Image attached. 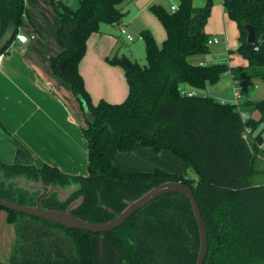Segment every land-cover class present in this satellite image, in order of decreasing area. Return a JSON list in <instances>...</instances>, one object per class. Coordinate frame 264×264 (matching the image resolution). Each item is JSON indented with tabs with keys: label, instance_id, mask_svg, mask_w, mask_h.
<instances>
[{
	"label": "trees",
	"instance_id": "16d2710c",
	"mask_svg": "<svg viewBox=\"0 0 264 264\" xmlns=\"http://www.w3.org/2000/svg\"><path fill=\"white\" fill-rule=\"evenodd\" d=\"M125 0H78L71 9L63 0H50L59 18L60 50L50 57L52 73L66 82L80 104L92 114L82 127L87 140V174L70 175L56 166L0 160V197L34 205L38 191H30L11 179H41L61 188L76 185L59 200L53 192L41 200L43 207L64 210L82 196L71 211L90 222H105L121 211L125 200H133L165 180L187 184L193 191L207 233V255L203 264H264V183H257L259 156L263 151L264 96L238 103L219 101L199 94L206 84L216 83L226 72L234 79L259 77L264 81V0H223V8L238 28V54L247 67H232L226 61L191 62L193 55L210 49L205 25L212 0L194 6L192 0H177L175 10L160 4L148 9L165 30L160 45L143 29L146 64L125 54L106 60L120 66L128 93L119 103L91 100L79 62L88 37L101 23L116 24L124 13ZM26 14L24 0H0V46L5 52ZM245 25L254 29L247 43ZM193 94L183 93L185 86ZM259 113L258 119L243 112ZM2 130V126L0 124ZM249 130V131H247ZM4 131V129L2 130ZM6 132V131H5ZM138 143L155 151L168 150L193 170L194 177L152 171H125L114 164L120 151ZM264 152V151H263ZM13 225L15 241L7 263L0 264H93L91 236L100 234L125 264H194L199 231L189 199L167 193L147 203L121 225L103 233L68 228L58 223L0 206Z\"/></svg>",
	"mask_w": 264,
	"mask_h": 264
},
{
	"label": "crops",
	"instance_id": "0c3cea01",
	"mask_svg": "<svg viewBox=\"0 0 264 264\" xmlns=\"http://www.w3.org/2000/svg\"><path fill=\"white\" fill-rule=\"evenodd\" d=\"M24 2L28 20H23L17 33L25 34L27 41L22 43L13 38L9 44L12 51L4 52L0 64V124L2 130L4 129L2 131L0 128V160L29 162L37 165L45 162L56 166L66 174L77 175L74 174V167L67 161L69 130L73 126L72 119L67 115H71L72 112L81 111L83 113V111L70 86L52 73L50 65V57L61 48L57 39L59 18L50 0H24ZM204 2L205 0H202L200 5L202 6ZM65 3L68 2L65 1ZM154 3L162 5L161 0H125L121 4L124 13L121 21L116 24L101 23L98 32L88 37L86 52L78 68L94 104L99 99L119 103L127 96L128 84L123 69L106 60L114 52L116 53V48L119 49V42L122 38L119 32L120 26L126 27L138 20L139 33L143 29L149 30L158 45L164 40L166 34L163 26L150 14L148 9L149 5ZM171 3L177 4V0H172ZM209 18L210 16L205 25V31L209 37L218 38V42L225 41L227 14L223 5L222 28L218 30L221 32L218 36H211L212 31L217 30L208 27ZM206 55L210 56V53ZM230 57V55L227 58L203 57L197 61H226L229 66L238 67L232 65ZM228 73L233 83V93L238 91L240 94V97L233 100V103H239L242 98L241 87L248 90L253 86L246 83L249 79H234L229 70L222 77L227 76ZM214 85L209 87L210 84H206L204 89L199 90L198 93L225 101L216 96L217 87ZM185 90L194 91L187 85ZM247 100L254 99H245ZM260 148L264 150V137ZM166 159L169 166L159 162L156 151L152 147L136 143L132 150L116 153L113 162L125 171H152L154 168L161 167L159 163L166 170H174L180 166L169 153ZM154 163H157V167ZM258 168L260 173L257 177H260V180L256 182L264 183V155L259 156ZM6 216V212L0 209V263L8 262L15 241L13 225L7 222ZM91 246L93 264H95L98 247L107 264L117 262L121 258L100 234L91 236Z\"/></svg>",
	"mask_w": 264,
	"mask_h": 264
},
{
	"label": "rangeland",
	"instance_id": "374dc122",
	"mask_svg": "<svg viewBox=\"0 0 264 264\" xmlns=\"http://www.w3.org/2000/svg\"><path fill=\"white\" fill-rule=\"evenodd\" d=\"M68 2V6H71L73 9L77 7L78 0H65ZM162 5L167 10H171V2L172 0H161ZM200 2L202 0H193V4L195 6H201ZM150 14L154 16V14L149 10ZM29 13V12H28ZM222 4L221 0H212V6L210 11V18L208 21V27H211L214 30L212 31L211 36H218L221 32L218 30L222 28ZM35 17V16H34ZM156 18V17H155ZM36 20V18H33ZM157 19V18H156ZM23 20L27 21V13L24 15ZM22 24V23H21ZM106 26V25H104ZM139 21L135 20L131 24L127 25L125 28L126 30L133 36L132 40H128L124 34H121L122 38L119 42V49L116 48V53L114 54L121 55L125 54L129 56L130 58L136 60L140 65L146 64L145 59V51H144V42L139 34ZM161 31V28H160ZM238 42V28L237 24L234 20L229 18L227 16V24H226V31H225V41L223 42H217L213 44H209V55H193L189 59L191 62H196L200 58H209V57H215V58H227L228 55H230V60L232 61V65H237L238 67H247L248 61L243 56L238 54L236 50ZM12 51V48H10V45L5 49V51ZM208 54V53H207ZM227 74V73H226ZM248 84H252V88L245 90L242 88V98L239 100L238 105L239 107H242L243 103L245 102V99H259L264 96V81L260 79L259 77L250 78L248 81H246ZM210 84V83H208ZM216 84V85H214ZM217 87L216 96H218L219 99L225 100L227 102H233V100H236L234 93H233V83L231 82V78L228 75L221 76L220 79L213 84ZM209 92V91H208ZM220 96V97H219ZM236 103V102H235ZM72 115V116H71ZM67 115L70 119H72L73 123L69 130V147H68V154L67 161L74 167V174L77 175H86L87 174V140L82 132V127L86 126V120L83 116V113L80 111L79 113H71ZM245 117H250L253 119L259 118V113L257 111H254L252 113H243ZM262 136L264 137V122L260 123L254 133H256L259 130H262ZM249 131V130H247ZM263 150V149H262ZM264 151V150H263ZM261 152V155H264V152ZM169 153L171 155L172 159L177 161V163L180 165L176 167V169H170L166 170L162 167V165L159 163L161 167H159L161 170L172 173V174H184L186 177H193L195 176L192 169H190L185 162L180 159L177 156H174L171 152L167 150H160L156 151V157L159 158V162H163V164H169L167 163L166 155ZM164 155V156H163ZM61 157V154H59ZM66 157V156H65ZM157 163H154V166H156ZM164 165V166H165ZM176 166V165H175ZM153 168V167H152ZM179 168V169H178ZM151 170V169H149ZM262 179V177H261ZM260 180V177L257 179V181ZM264 182V181H263ZM94 234L93 236H95ZM97 257H95V264H107L105 263V259L102 258V253H100V247L97 248ZM112 264H125L124 261L120 258L117 260V262H112Z\"/></svg>",
	"mask_w": 264,
	"mask_h": 264
},
{
	"label": "water",
	"instance_id": "95a60500",
	"mask_svg": "<svg viewBox=\"0 0 264 264\" xmlns=\"http://www.w3.org/2000/svg\"><path fill=\"white\" fill-rule=\"evenodd\" d=\"M247 35V43H253L255 38L254 29L250 25H245ZM6 37L0 39V46L5 42ZM83 114L86 121H90L92 114L86 105H83ZM16 181L18 185L29 189L30 191H38L35 197L34 205L21 204L15 201L4 199L0 197V206L9 210L17 211L19 213L37 216L43 219L50 220L68 228L81 229L92 233H103L121 225L129 216L135 211L158 198L161 195L167 193H180L185 195L191 204L193 215L197 223L199 231V248L197 251V258L194 264H203L207 255V233L205 223L197 204L196 198L192 189L185 183L176 180H165L155 186L149 188L146 192L133 200H125V207L115 212L111 208L102 205L103 208L111 211L114 217L105 222H90L79 218L71 213V211L77 208L83 201V197L80 196L68 203L64 210L50 209L43 207L41 200L50 196L53 192L57 193L59 200L66 199L73 191L76 185H70L65 188H61L59 185H46L41 179L38 180H26L24 177H16L11 179Z\"/></svg>",
	"mask_w": 264,
	"mask_h": 264
},
{
	"label": "built area",
	"instance_id": "2783aa9c",
	"mask_svg": "<svg viewBox=\"0 0 264 264\" xmlns=\"http://www.w3.org/2000/svg\"><path fill=\"white\" fill-rule=\"evenodd\" d=\"M176 8H177V4H171V10H175ZM119 32H120V34H124L125 37H126L128 40H132V39H133V36H132L130 33L127 32V30H126V28H125L124 26H120V27H119ZM15 38H16L18 41L22 42V43H24V42L27 41V36H26L25 34L17 33V34L15 35ZM217 42H218V38H216V37H214V38H210V37H209V39L207 40L208 45H209V44H213V43H217ZM3 57H4V52H0V64H1V61H2ZM182 92H183V93H186V94H188V95L193 94L192 91H187V90H183ZM234 96H235L236 99L239 98V97H240L239 92H238V91H235V92H234ZM243 116H244V115H243ZM244 117H245V116H244Z\"/></svg>",
	"mask_w": 264,
	"mask_h": 264
},
{
	"label": "flooded vegetation",
	"instance_id": "af4514ba",
	"mask_svg": "<svg viewBox=\"0 0 264 264\" xmlns=\"http://www.w3.org/2000/svg\"><path fill=\"white\" fill-rule=\"evenodd\" d=\"M37 194H38V193H37ZM37 194H36V195H37Z\"/></svg>",
	"mask_w": 264,
	"mask_h": 264
}]
</instances>
